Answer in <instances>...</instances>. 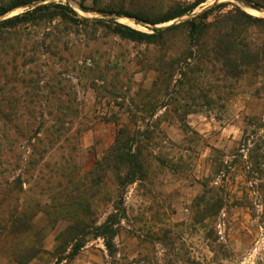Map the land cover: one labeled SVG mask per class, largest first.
Segmentation results:
<instances>
[{
    "label": "rangeland",
    "instance_id": "obj_1",
    "mask_svg": "<svg viewBox=\"0 0 264 264\" xmlns=\"http://www.w3.org/2000/svg\"><path fill=\"white\" fill-rule=\"evenodd\" d=\"M157 1L42 3L67 4L79 17L112 18L145 32L220 2L230 4L208 20L233 5L264 18V10L233 0H207L154 25L96 11ZM246 34L259 41L261 28ZM184 37L185 29L176 32L173 46ZM162 52L91 22L72 25L58 17L0 33V66L8 69L19 54L23 75L6 79L0 72V216L18 207L32 224L26 247L35 244L40 252L27 264H264V70L235 82L207 66L191 90L170 83L177 99L165 109V83L153 86L154 59ZM121 127L136 139L128 147L140 153L142 169L135 167L133 180L111 150ZM109 215L113 255L96 230ZM74 237L83 247L69 259ZM14 244L1 241L0 264H20L11 254Z\"/></svg>",
    "mask_w": 264,
    "mask_h": 264
},
{
    "label": "trees",
    "instance_id": "obj_2",
    "mask_svg": "<svg viewBox=\"0 0 264 264\" xmlns=\"http://www.w3.org/2000/svg\"><path fill=\"white\" fill-rule=\"evenodd\" d=\"M43 1L0 0V18H3L6 13L13 9L28 6L26 10L20 13L0 19V33L20 24L30 23L36 25L43 20L58 17L62 21L72 25H78L81 22H91L96 26H101L114 34L132 41L158 46L163 52L154 59L157 76L153 86L156 88L155 90H158L159 85L165 83L163 96L166 102L161 105L165 109L169 105V99L173 101L177 99L172 96L173 89L169 90L170 83L173 82V88L186 84L189 90H191L194 83L201 78V75H198V73L207 68V66H217L223 77L235 82H240L250 71L264 70V18L253 16L242 10L239 6L233 5L231 9L216 15L212 20H208L213 11L226 7L230 4L229 2H220L185 21L172 23L165 27H152L151 32H145L117 22L112 18L108 20L102 18H93L91 20L82 18L67 4L42 3ZM206 1L158 0L155 3L144 2L133 9H127L122 5L108 4L96 9V11L103 15L125 16L133 19L136 23L141 22L143 24L149 23L154 25L189 14ZM249 1L255 7H264V0ZM34 4L35 6L32 7ZM252 26L261 28L259 41L252 40L246 34L247 29ZM183 29H185V37L181 46L174 47L173 36L176 32ZM17 56L19 54L11 56L9 60L12 65L8 69L0 66V72L4 78H23V75L19 74L18 71ZM22 65L25 64L22 63ZM189 94L190 97H193L192 93ZM155 108L150 111V116H154ZM123 133H126V136L122 138ZM130 133L129 129L121 127L115 135L111 150H113L115 159L120 163H127L128 172L126 173V178L133 180L135 167L141 170L142 164L138 162V158L140 157L138 150L128 147L129 144H133L136 140ZM17 208L15 207L9 211L6 217L0 216V243L3 239L12 238L15 244L11 250V254L18 263L27 264V260L35 258L40 250L34 251L33 246L35 244H30V247H26L28 246L26 245L28 241H26L24 236L33 230V226L21 218L23 213L18 212ZM113 224H115V219L112 215H109L102 225L96 227V230L100 231L97 236L102 237L110 255H113L115 251ZM57 239H62L64 242L66 236L60 233ZM72 240L75 241L71 244V249L66 256L69 259L77 255L83 247V242L78 241L76 237ZM26 248H30L29 250L31 251L27 259L24 258ZM60 252L58 251V253ZM60 258L62 259V257Z\"/></svg>",
    "mask_w": 264,
    "mask_h": 264
},
{
    "label": "water",
    "instance_id": "obj_3",
    "mask_svg": "<svg viewBox=\"0 0 264 264\" xmlns=\"http://www.w3.org/2000/svg\"><path fill=\"white\" fill-rule=\"evenodd\" d=\"M239 4H242L246 7H248L249 9H254L256 11H263L264 8H260V7H255L251 2H249L248 0H233ZM172 24V23H171Z\"/></svg>",
    "mask_w": 264,
    "mask_h": 264
},
{
    "label": "bare ground",
    "instance_id": "obj_4",
    "mask_svg": "<svg viewBox=\"0 0 264 264\" xmlns=\"http://www.w3.org/2000/svg\"><path fill=\"white\" fill-rule=\"evenodd\" d=\"M251 11H254V10H251Z\"/></svg>",
    "mask_w": 264,
    "mask_h": 264
}]
</instances>
